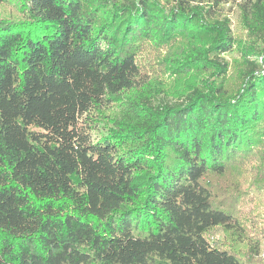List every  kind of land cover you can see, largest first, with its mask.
Instances as JSON below:
<instances>
[{"label":"trees","instance_id":"obj_1","mask_svg":"<svg viewBox=\"0 0 264 264\" xmlns=\"http://www.w3.org/2000/svg\"><path fill=\"white\" fill-rule=\"evenodd\" d=\"M225 1L0 0V264H262L211 176L264 188V0Z\"/></svg>","mask_w":264,"mask_h":264},{"label":"rangeland","instance_id":"obj_2","mask_svg":"<svg viewBox=\"0 0 264 264\" xmlns=\"http://www.w3.org/2000/svg\"><path fill=\"white\" fill-rule=\"evenodd\" d=\"M169 1L170 0H163L165 5L171 6L172 2ZM223 13L232 20L234 32L239 36L243 35L247 37L246 31L240 22V12L237 3L234 0H226L224 2ZM177 46L178 43H174L173 46L167 45L161 47L159 61L157 52L150 45L145 47L142 54L143 68L150 76V79L153 81H160V78L164 77L167 80V85H165V87L169 91H172V93L182 89L184 85L177 84L170 73L166 72L164 55L172 52L173 47L176 48ZM224 55L231 63V71L226 81L228 85H233L238 79V74L233 66L235 61L241 58V55L237 49L226 52ZM103 131H105V127L103 122H101L98 128L93 130V135L100 136ZM211 179L214 191L217 195V203L224 204L227 209L239 213L242 217L246 218L247 222L245 221V223L248 225L247 231L253 233V237L260 241L261 250L259 259L262 261L261 263L264 264V188L255 184L252 167L247 171L240 172H235V169H231L224 176H211ZM242 217L241 219H243ZM224 237V232L222 230H217L212 234L211 241L212 243H219Z\"/></svg>","mask_w":264,"mask_h":264}]
</instances>
